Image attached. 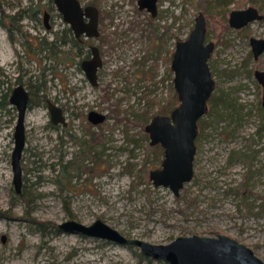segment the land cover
Instances as JSON below:
<instances>
[{
    "label": "rangeland",
    "instance_id": "1",
    "mask_svg": "<svg viewBox=\"0 0 264 264\" xmlns=\"http://www.w3.org/2000/svg\"><path fill=\"white\" fill-rule=\"evenodd\" d=\"M43 1L0 0V264H167L137 246L56 227L97 219L126 237L154 244L179 235L225 234L264 261V107L254 76L264 69V52L254 59L249 42L264 38V22L240 29L228 24L231 10L258 5L158 0L151 17L139 10L138 0H80L100 10L107 41H95L107 66L93 87L78 59L66 58L60 98L69 123L63 128L51 126L41 104L46 89L57 94L42 62L37 66L26 53L35 34L29 10ZM47 4L56 14L52 1ZM199 12L206 41L214 47L208 60L214 89L198 123L192 179L175 196L149 177L160 167L162 149L150 145L144 127L173 101L170 54L175 40L189 35ZM19 83L38 90L25 116L17 193L11 166L17 111L8 99ZM90 110L106 114V120L90 127Z\"/></svg>",
    "mask_w": 264,
    "mask_h": 264
},
{
    "label": "water",
    "instance_id": "2",
    "mask_svg": "<svg viewBox=\"0 0 264 264\" xmlns=\"http://www.w3.org/2000/svg\"><path fill=\"white\" fill-rule=\"evenodd\" d=\"M54 2L76 36L97 35L95 7L87 6L83 9L78 0ZM156 3L157 0H138L139 8L146 9L151 15L156 13ZM84 16H90L88 23L83 21ZM255 20L264 22V13L250 5L244 9L231 10L228 24L240 29ZM205 38V17L199 12L189 35L176 42L170 61L178 103L169 114H156L151 117L145 126L150 145L159 144L163 148L160 167L151 170L149 177L155 186L168 187L175 196H178L183 185L192 179L198 121L207 112V102L214 89V79L208 63L214 47L213 43ZM249 42L253 57L257 59L264 52V38L251 37ZM99 65L100 56L98 50L93 47L90 60L82 63L85 76L92 85L96 84V70ZM254 76L262 86L261 101L264 107V69H256ZM28 101L29 94L23 84L16 85L11 91L9 102L17 110L11 153L12 182L17 193L21 192L22 186L20 159L25 146L24 123ZM49 112L52 123H65L59 107L49 104ZM104 118V114L96 111H90L88 114V119L93 123L101 122ZM56 227L137 246L142 254L167 264H264L250 247L221 233L215 236L179 235L166 244H154L126 237L100 219L88 225L67 220Z\"/></svg>",
    "mask_w": 264,
    "mask_h": 264
},
{
    "label": "flooded vegetation",
    "instance_id": "3",
    "mask_svg": "<svg viewBox=\"0 0 264 264\" xmlns=\"http://www.w3.org/2000/svg\"><path fill=\"white\" fill-rule=\"evenodd\" d=\"M51 1L53 3L52 5L56 8V14L53 13L54 12L53 8L51 6L49 7V5L47 4V2H49V0H47V1L44 0L40 4H33L29 10V11H31L30 17L33 19L31 21V28L35 29V34L32 37L29 36L30 39L27 41L26 53H27L30 60L35 61L34 63L36 65L38 62H40V61L42 62L43 71L45 70V72L47 73V75L49 77V81L51 82L50 88L53 89L55 91V93H57L55 95H52L51 90L46 89L45 93L40 96L41 104L45 105L47 110H48L50 122H51V115L49 112V104H53L56 107L60 108L61 114L65 120L64 124L62 122H58L57 124H61L63 126V128H66L69 122L67 121V117L64 113L65 110L63 109L64 106H63V104H61V98H60V92H61V89H63L62 84H64L65 66L67 65V63H66L67 59L66 58H72L73 57V58L78 59V62H77L78 68L83 72L85 79L88 81V79L85 76V73L82 69V63L84 61L90 60V58L92 57L93 47H95L98 50V53L100 56V65L97 67V70H96V84L92 85L89 81L88 82L91 86L96 87V86H98L99 79L105 77V71H106L105 69L107 66V61L105 60V56H104L105 53H104V50H103L101 44L97 43L95 40L99 39L101 42L102 41L104 42L105 40L107 41V38L105 39L103 36H101L102 34L100 31V24L102 22V18H101L100 10H98V8L95 7L96 4H94L93 2L89 5V4L82 3L80 0H78L80 2L81 6L83 7V9L87 6L95 7V10L97 12V35L87 36L86 34H81L79 36H76L74 31L72 30L70 24L64 20L63 14L56 7L54 0H51ZM157 2H158V0H157ZM263 4H264V2H263ZM156 5H157V3H156ZM137 6H138V1H137ZM138 8H139V6H138ZM257 9L259 10V8H257ZM263 9H264V7H263ZM139 10H142V11L144 10V11L148 12L144 8L143 9L139 8ZM156 14H157V7H156L155 15ZM155 15H151V17H153ZM57 18H61L62 21L57 20ZM89 20H90V16H84V18H83L84 22L88 23ZM205 24H206V22H205ZM6 28L8 30L11 29L9 26H6ZM205 40H206V38H205ZM177 41L178 40H175L173 51H174L175 44ZM173 51L170 54V59L172 57ZM44 73H42V75H44ZM171 73H172V71H171ZM33 76L35 77V75H33ZM31 81H32V79H31ZM171 82H172V86H173V73H172ZM19 84H22V83H19ZM37 88H38V86L31 85L30 89L27 90L25 87V89L27 90V92L29 94V101H28L27 110L31 107L30 101L33 98L32 95L36 94L35 91L38 90ZM57 88H59V89H57ZM56 89H57V91H56ZM173 89H174V87H173ZM174 93H175V90H174ZM175 95H176V93H175ZM261 105H262V101H261ZM90 111H96V110H90ZM90 111L86 112L87 123L89 124L90 127H94L95 125L102 123L107 118L106 114L102 113L105 115V118L101 122L93 123L88 119V114ZM96 112H98V111H96ZM157 114H163V113L158 112ZM57 124H54L51 122L52 127H54ZM146 124H145V126H146ZM144 130H145V127H144ZM13 133H14V131H13ZM13 142H14V135H13ZM156 145H158L162 149L161 156L163 158V148L159 144H156Z\"/></svg>",
    "mask_w": 264,
    "mask_h": 264
},
{
    "label": "trees",
    "instance_id": "4",
    "mask_svg": "<svg viewBox=\"0 0 264 264\" xmlns=\"http://www.w3.org/2000/svg\"><path fill=\"white\" fill-rule=\"evenodd\" d=\"M249 1L251 3H254V4L258 5V7L260 9H262L264 7V4H263L262 0H249ZM210 100H211V98H209L208 101H210ZM177 103H178V101H177V97L175 95L173 97V101L171 102V104L169 106H165L166 108H164V109H160L158 112L159 113H170V111L177 105ZM144 122L146 123V121H144ZM198 123H199V121H198ZM160 152H162V151L160 150Z\"/></svg>",
    "mask_w": 264,
    "mask_h": 264
}]
</instances>
